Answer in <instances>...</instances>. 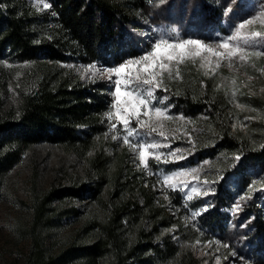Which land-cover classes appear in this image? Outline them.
<instances>
[{
  "label": "rangeland",
  "instance_id": "374dc122",
  "mask_svg": "<svg viewBox=\"0 0 264 264\" xmlns=\"http://www.w3.org/2000/svg\"><path fill=\"white\" fill-rule=\"evenodd\" d=\"M149 1L120 43L121 62L53 63L42 56L20 62L8 50L0 52V113L17 111L43 79L64 80L69 86L102 83L111 100L99 116L102 130L88 148L34 146L2 177L0 264H25L40 202L52 215L41 227V242L46 254L57 255L69 245L94 240L114 200L137 202L144 215L140 228L153 239L170 238L198 264H264L258 226L264 225V171L226 142L242 140L251 149L264 150V55L256 54L264 53V43L252 48L244 39L252 32L264 36V0ZM29 2L38 14L50 9L44 7L50 5L47 0ZM212 6L222 10L213 20L206 10ZM162 37L198 40L211 52L196 55L199 50L190 46L182 59L158 60L145 72L152 60L142 57ZM225 41L229 48L219 47ZM237 48L242 51L230 55ZM135 60L139 63L119 77L103 71ZM91 65H96L95 75ZM146 78L151 85L143 83ZM117 79L122 90L136 89L147 102L140 124L126 110V98L117 100ZM206 95L219 102L210 103ZM155 109L163 115L157 117ZM139 144L157 145L145 147L146 163L139 158ZM81 185H98L99 198L72 195L70 189ZM213 212L218 224L200 221ZM111 261L109 255L98 264ZM59 264L85 263L68 255Z\"/></svg>",
  "mask_w": 264,
  "mask_h": 264
},
{
  "label": "trees",
  "instance_id": "16d2710c",
  "mask_svg": "<svg viewBox=\"0 0 264 264\" xmlns=\"http://www.w3.org/2000/svg\"><path fill=\"white\" fill-rule=\"evenodd\" d=\"M47 1L50 9L38 14L29 0H0V52L8 50L20 62L39 60L41 56L53 63L121 62L120 43L127 28L135 27L137 16L150 7L149 0ZM206 10L212 20L222 11L213 6ZM104 90L102 83L69 86L64 80L43 79L23 97L17 111L0 113V182L34 146L44 143L68 149L88 148L92 137L101 132L99 116L111 102ZM206 98L213 104L219 102ZM226 142L264 171V150L251 149L242 140ZM70 192L79 198L85 194L94 199L100 196L98 185H81ZM45 206L44 201L36 206L25 264H59L68 255L82 257L85 264H98L109 255L111 264H198L190 252L180 250L170 238L156 240L143 226L140 228L144 215L134 200H114L106 221L98 223L99 233L94 240L69 245L57 255L46 254L41 227L52 215ZM218 218L213 212L200 217V221L218 224ZM258 226L264 238V225ZM130 233L134 237L129 240Z\"/></svg>",
  "mask_w": 264,
  "mask_h": 264
},
{
  "label": "snow or ice",
  "instance_id": "6c2138e0",
  "mask_svg": "<svg viewBox=\"0 0 264 264\" xmlns=\"http://www.w3.org/2000/svg\"><path fill=\"white\" fill-rule=\"evenodd\" d=\"M44 7L48 8L50 7V5L48 3H44ZM245 23H251V21H246ZM244 26L245 24L241 23L239 25V28L242 29L244 28ZM229 39H235V37H231ZM244 39H245L246 45L252 48H257L260 46L261 43H264V36H262V34L259 32H252L250 34V37L246 36L244 37ZM190 46L199 50L195 53L196 55H200V52L202 51L211 52V47L206 46L203 42L198 41V40L187 39V40H181V41H170L162 37L156 42H154L150 51L142 57L144 61H148L150 59L152 60V64L145 66L144 71L150 72L151 68L156 66L158 60L162 61L166 59L168 61H171L177 58L182 59L186 54H188V50ZM229 46L230 45L227 41L221 42L219 45V47L221 48H229ZM236 51H242V49L237 48L232 53H230V55H234ZM213 54L217 56L221 55L219 52H216ZM256 54L264 55V53L262 52H257ZM241 59H243V56H241ZM133 63H139V60L128 61L112 69H103V71L114 73L117 77H119L120 73L122 71H125V69L131 66ZM90 68L94 70L93 75H95L96 65H91ZM109 79H111V77H109ZM143 83L151 85L152 81L146 78L144 79ZM115 84L117 85L116 90H115L117 100L119 101L120 96H124L126 98V110L129 111L130 113H135L137 115V123L140 124L139 114L142 111V107L147 106V102L140 97V94L138 90L136 89H129L125 87L122 90L120 87L121 81L119 79L115 80ZM148 95L149 96L153 95L150 89L148 90ZM129 104H130V107H129ZM154 111L157 117H160L163 115V112L160 109H155ZM118 116H119V113H118ZM123 119H124V123L127 125L129 118L124 117ZM113 127H115V125H113ZM131 134L132 133L129 132V135ZM125 143H131V142L128 141L127 138H125ZM136 147L140 149L139 158L141 160V163H146V153L144 151L145 147L154 148V147H157V145L150 144V145L145 146L144 144H139V145H136ZM162 156L163 154L158 155L156 158L160 160L162 159ZM237 159H239V157H237ZM238 207L239 206L237 205V208ZM195 214H198V213H194V215Z\"/></svg>",
  "mask_w": 264,
  "mask_h": 264
}]
</instances>
